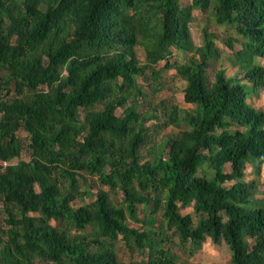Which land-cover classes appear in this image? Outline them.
Listing matches in <instances>:
<instances>
[{
	"label": "trees",
	"instance_id": "1",
	"mask_svg": "<svg viewBox=\"0 0 264 264\" xmlns=\"http://www.w3.org/2000/svg\"><path fill=\"white\" fill-rule=\"evenodd\" d=\"M258 59L264 0H0V264H178L174 238L264 264Z\"/></svg>",
	"mask_w": 264,
	"mask_h": 264
},
{
	"label": "rangeland",
	"instance_id": "2",
	"mask_svg": "<svg viewBox=\"0 0 264 264\" xmlns=\"http://www.w3.org/2000/svg\"><path fill=\"white\" fill-rule=\"evenodd\" d=\"M182 2L188 3L189 0H182ZM194 20L190 24V32L192 36V40L196 46H201L204 43V37H203V31L202 28L204 24L206 23L209 16L202 14L198 11L193 12ZM210 28L212 32H215L218 35V45L220 47H223L222 41L226 38V30L225 28H220L217 25H215L214 22H210ZM239 48L240 46H236ZM138 54L140 57H143V52L141 49H138ZM178 61H183V55L178 54L177 55ZM257 62L264 67V60L258 59ZM229 75H233L229 74ZM168 90L163 91L162 93L157 95L158 98H169L172 102L178 104L179 106L183 107L185 106L183 102V87L184 83L170 78ZM252 104L255 106V108L264 110V88H261L259 96L257 98H254L252 101ZM117 113L119 114L120 111L118 110ZM181 129L169 127L166 131H170L171 133H177ZM19 138L23 140L24 143V150L21 153L22 160L28 161L29 160V151L26 148V133L23 131L18 132ZM227 170H230L229 167H227ZM245 181L251 185V195H250V203L247 207L251 208H264V164L261 167V172L259 175H256L253 171V168L251 165H248L246 169V176ZM1 206V205H0ZM190 212V209L181 210L182 215H186ZM144 212L142 206L138 207V219L142 220L144 218ZM37 216V215H35ZM194 223L196 224L198 221V218L192 214ZM173 247L172 251L177 257L178 264H232L231 263V251L229 248L225 245L224 242H222L220 245L213 244L210 239H207L206 242L203 244L202 248L192 257H189L188 255L184 254L180 250H178L177 246H175L178 243V240L176 238L173 239Z\"/></svg>",
	"mask_w": 264,
	"mask_h": 264
},
{
	"label": "built area",
	"instance_id": "3",
	"mask_svg": "<svg viewBox=\"0 0 264 264\" xmlns=\"http://www.w3.org/2000/svg\"><path fill=\"white\" fill-rule=\"evenodd\" d=\"M4 165H7V163H5Z\"/></svg>",
	"mask_w": 264,
	"mask_h": 264
}]
</instances>
